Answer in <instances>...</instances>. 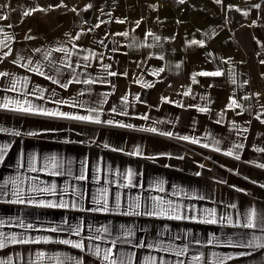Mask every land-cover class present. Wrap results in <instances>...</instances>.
<instances>
[{
    "label": "crops",
    "instance_id": "obj_1",
    "mask_svg": "<svg viewBox=\"0 0 264 264\" xmlns=\"http://www.w3.org/2000/svg\"><path fill=\"white\" fill-rule=\"evenodd\" d=\"M60 3L61 0H21L17 6H10L9 0L0 2V16L7 17L0 19V26L14 36V55L36 58L31 51L33 48L65 42L68 39L66 34L87 32L88 28L105 21L83 36L79 43L102 53L101 63L111 64L112 71L127 75L107 77L111 84L93 85L91 96H79V92L88 86L71 85L67 90L61 89L13 65L12 57L0 62V71L28 76L30 83L25 91L37 85L47 89V99L34 102L50 110L59 108L85 115L87 113L83 109L71 108L67 104L74 99L91 102L97 94L111 93L103 105L104 115L101 118L133 127L0 110V128L9 130L0 132V145L9 146L3 162H0V183L15 179L24 188L26 196L54 202L63 199L69 204L68 208H41L27 203H8V200L14 199L10 195L0 197V220L4 221L0 232L49 237L56 241L79 238L64 231L53 233L47 229L80 225L82 236L87 237L98 228L108 227L110 235L101 234L106 241L102 246L109 247L107 241L117 236L124 239L123 232L131 229L134 236L127 239L132 244L163 240L165 245L172 244L174 247L187 245L188 254L180 258L185 264H189L190 257L195 255L203 254L200 264H210L215 259L213 253L236 256L245 251H252V255L238 257L227 264H264V250L227 246V237L232 236L235 241L234 234L241 229L190 220L120 214L129 210L128 205L135 203L137 197L140 211H145L144 204L151 196H161L198 209L217 208L220 213L231 212L233 216L236 210L226 209V204L235 203L241 212L249 206L264 211V187H260L264 185V168L258 167L264 163V153L255 150L264 148V124L255 119L256 115L264 112L261 108L264 104V64L260 62L264 60V0H63L67 7H49ZM89 4L92 8L85 10ZM37 6L47 11H36L27 17L23 15ZM72 8H76L77 12L71 11ZM118 20L125 22L121 24ZM137 21L140 22L138 28ZM124 31L129 32L127 38L115 35ZM148 31L161 37L159 46L128 47L133 41L139 45L156 44L152 37L146 36ZM26 35L35 39L25 40ZM100 40H104L105 44L93 43ZM192 40H202L204 45H192ZM161 55L163 60L158 58ZM92 63L95 69L93 76L106 75L101 63ZM159 68L165 71L159 76L151 74ZM216 70L223 71L225 75L196 76L198 83H192L194 74ZM233 74L237 82L235 85L231 83ZM137 81L153 86L144 87ZM245 81L248 83L245 84ZM8 83V78H0V101L5 97L17 98L16 93L3 91ZM189 88L191 94L183 95ZM53 89L55 97L51 95ZM253 93H260L259 99L252 96ZM233 94L237 98L252 96L248 101H240L249 111L238 116L234 111L226 110L229 97ZM124 96L128 97L126 107L122 104ZM55 99H63L67 104L56 105L51 102ZM112 107H117L118 111L123 108L128 114H113L110 111ZM201 107H207L209 111L201 112ZM144 116L148 119H143ZM233 122L237 126L235 129ZM148 128H156L157 132H149ZM243 128H248V131L238 134V130ZM12 131H20L21 135L13 136ZM28 132L38 134L29 136L25 134ZM166 132L173 135L160 134ZM180 136H188L190 140H181ZM191 139H197L199 143L193 144ZM214 141H219V144ZM236 143L245 145L238 150L239 161L224 154L228 150L236 151L233 149ZM203 144L209 147L205 148ZM215 147H219L220 151H215ZM137 149L140 155L129 154ZM33 156L35 160L30 159ZM52 156L56 157L55 163L59 165L55 169ZM30 167H35L37 171H29ZM53 170L63 175H52ZM128 170L134 173L132 187L126 186ZM82 173L87 177L84 181L76 178ZM161 181L164 192L158 191ZM52 184L57 186L55 196L29 192L33 185L43 188ZM11 187L10 184L9 189ZM104 188L108 189L110 211H88L96 207L91 201L94 197L99 198V190ZM65 190L67 194H64ZM80 193H83L82 198ZM117 193L121 198L119 209L114 205ZM198 196H205L206 199L192 198ZM73 203L76 208L71 207ZM17 221L30 223L35 230H25ZM255 234L264 237V233ZM213 235L220 238L219 243L210 245L208 241ZM132 244H121L119 248L135 253V264H143L144 258L149 255L157 258V264L161 257L172 261L177 259L171 253L136 248ZM37 251L46 255L58 253L62 257H82L85 264H98L94 257L58 243L9 244L0 249V260H10L11 264H29L30 259L35 260ZM43 264L54 262L46 259Z\"/></svg>",
    "mask_w": 264,
    "mask_h": 264
},
{
    "label": "snow or ice",
    "instance_id": "obj_2",
    "mask_svg": "<svg viewBox=\"0 0 264 264\" xmlns=\"http://www.w3.org/2000/svg\"><path fill=\"white\" fill-rule=\"evenodd\" d=\"M183 2V0H181ZM219 2V0H217ZM49 7H67L63 3V0H61V3L59 5L55 6H49ZM154 7V6H150ZM256 7H259V5H256ZM92 5H87L86 9H91ZM36 11H47V9L40 8L37 6L36 8L30 9L28 11H25L23 15L25 17L32 15ZM71 11L77 12L76 8H72ZM247 15V13H245ZM0 19H7V17L0 16ZM118 23L123 24L124 20H118ZM87 23V21H85ZM105 23V21H100L99 23L95 24L93 27L88 28L87 32L81 31L77 32L75 34H66L68 37L67 41L65 42H56L54 46L49 47H37L33 48L31 51L32 53L36 54V58H33L32 56L24 57V56H17L14 55V48L13 43L16 41L14 40V36L9 34L5 31L4 27L0 26V62H3L7 60L9 57H12L11 63L13 65H16L19 68L25 69L27 72L32 73L36 76L42 77L47 81H50L51 84L57 85L59 88L67 90L69 86L71 85H86L87 88L82 89L79 92V96L88 95L91 96L93 92V85L96 84H111V81L107 80V77H117L118 75H127V73H117L115 71H112V65L111 64H102V53H97L92 48L85 47L79 43L81 38L87 33H91L94 31L95 28H99L101 24ZM140 26V22H136V27L138 28ZM8 27H11V25H8ZM115 35L128 37L129 32L124 31L121 33H116ZM146 36L152 37L154 41H156V44H143L139 45L136 44L135 41L130 43L128 45L129 48H135V47H146V48H152L159 46V42L161 40L160 36H156L151 31H148L146 33ZM25 40H33L35 37L32 35H26L24 37ZM93 43H99L100 45H104V40L100 41H93ZM192 45H199L203 46L204 42L202 40H192L190 42ZM113 51H117V49H112ZM86 53L84 55H81V53ZM160 60H163L164 57L161 55L158 57ZM93 61H96L97 63H101V68L103 72L106 74L105 76H93L92 72L95 70L93 67ZM229 61H225V63H228ZM261 64H264V60L260 61ZM179 67V66H177ZM165 71L164 68H159L154 70L151 74L154 76H159L161 73ZM225 73L221 70L216 71H201L199 73H196L192 77V83H198L196 80V76H202V77H221L224 76ZM81 77H84L83 79ZM0 78H8L9 83L7 87L3 88V91L5 92H13L16 93L17 98H9L5 97L2 101H0V110L19 113L22 115H36V116H43V117H49V118H56V119H67L72 121H79V122H87V123H93V124H106L109 126H118V127H133L131 124H124L120 123L118 121H114L113 119H102L101 117L104 115L103 112V105L107 103L108 95L111 93H102L97 94L96 98L94 100L89 101H79V100H73L71 104H67V102L63 99H55L51 102L56 105H65L67 104L68 107L71 108H81L83 109L87 114L81 115L75 112H65L62 110H59L57 108L56 110H50L42 105H39L34 102V100H40L45 101L47 97L45 96V92L47 89L42 88L40 86H35L28 91H25V89L28 87L30 83V78L28 76H16L10 72L7 71H0ZM137 83H142L144 87H152L151 84H143L141 81H137ZM231 83L235 85L236 79L234 74L231 78ZM245 84L248 82L245 81ZM114 87V85H112ZM211 87V85H209ZM191 94V88H189L187 91L183 93V95L188 96ZM51 95L53 97L56 96V92L53 89L51 92ZM260 93H253L252 96H255L257 99L260 97ZM252 96L243 95L239 98L233 94L229 97V103L226 106V110L234 111L236 115H242L244 111H249V108H246L244 104H242L240 101H248L252 98ZM29 97H32L30 99ZM139 99V97H137ZM203 99V97H202ZM167 102V101H166ZM122 104L124 107L128 105V97L124 96L122 97ZM261 108H264V104H261ZM111 113L113 114H123L127 115L128 113L126 111H123V108H121L118 111L117 107H112L110 109ZM199 111L201 112H208L209 109L207 107H201L199 108ZM223 115V113L221 114ZM264 112H261L260 114L255 116V119L259 121L260 123L264 124ZM143 119H148L147 116L142 117ZM217 123H220L219 120L216 121ZM250 123V121L248 122ZM237 126L233 122V128L235 129ZM149 132L156 133V128H148L146 129ZM8 129L0 128V132H7ZM248 131V128H243L238 130V134L246 133ZM11 134L13 136H20V131H12ZM26 135L33 136L37 135L36 132H28L25 133ZM161 135H167L172 136L173 134L171 132L166 133H160ZM179 139L184 141H189L190 138L188 136H180ZM246 139V137H245ZM193 144H198L199 140L197 139H191L190 141ZM216 145L219 144V141H214ZM205 148H208V144L202 145ZM8 145H0V162H3L4 156L7 153ZM105 147H108V145H105ZM245 145L243 143H236L233 145V150H228L224 154L227 156H232L236 160H240L241 156L238 154V150L243 149ZM215 151H220L219 147L214 148ZM257 152L264 153V148H256ZM113 151H119V149H113ZM130 155H140V150L137 149L133 153H129ZM182 158V157H181ZM31 160H35V157H30ZM51 161L53 162V169L59 167L55 163L56 157L52 156ZM200 167H204L203 165H200ZM258 167L264 168V163L259 164ZM29 171L35 172L37 169L35 167H30ZM52 175H63L62 172H58L53 170ZM134 173H132L131 170H128L127 172V178H128V185L127 187L134 186L132 184V177ZM196 175H200V173H196ZM77 179L84 181L87 179L85 174H81ZM97 183H99V180H97ZM255 183V182H253ZM12 185L11 189H9V185ZM163 182H159L158 191L164 192L165 189L162 186ZM139 186V185H136ZM56 185L52 184L48 187L38 188L35 185H33L30 189V193H39V194H47L55 196L57 195L56 192ZM235 187V186H232ZM260 187H264V185H260ZM236 191H244L243 189H236ZM99 198L94 197L92 199V203L96 205L94 208L87 209L88 211L93 212H103L107 213L110 211L109 208V201L107 198L108 189L104 188L99 190ZM66 190H65V193ZM11 196L14 197V199H10L7 202L11 204H31L36 207L41 208H68L69 204L61 199L59 202H54L51 200H37L32 195H27L25 193L24 188L20 187L17 184V181L15 179L6 180L3 183H0V197L4 196ZM175 195V193H174ZM81 198L83 197V193H80ZM193 199H199L201 201L205 200V196H198V197H192ZM215 203V201H213ZM115 208L119 209L121 206V198L120 194L117 193L115 196L114 201ZM72 208H76V204L73 203L71 205ZM140 203H139V197L136 198L135 203L129 204L127 211H124L120 214L125 216H141L146 215L149 217H157V218H166L169 220H190L195 223L200 224H206V225H220L221 227H231L236 229H241L240 232L235 233V241L233 240L232 236L227 237V246L230 247H240L245 249H250L253 251L257 250H264V237L257 236L255 233L260 232L264 233V211L259 209L256 206H249L241 212L239 209H237V205L235 203H229L225 205L226 209H233L236 210V215L233 216L231 212H225L220 213L217 208H202L198 209L194 206H187V205H181L179 203H174L172 200H165L161 196H151L149 197L145 204L144 208L145 211H140ZM191 213V215L189 214ZM19 226L25 230H35V226L28 223H24L23 221H17ZM4 226V221L0 220V227ZM123 229V225L121 226ZM48 231H51L53 233L64 231L67 232L71 236H76L79 239L73 240L70 238L66 239H58L56 241H52L49 237H29L26 235H19L11 234L6 235L3 232H0V249L6 248L9 244L11 245H35V244H49V243H58L61 245H67L70 246L73 249L80 250L81 253H85L88 256L94 257L95 261L98 262V264H135L134 258L136 256L135 253L127 252L119 248V245L121 244H132V241L130 239H127V237L134 236V233L131 229H127L123 232L122 239L120 236H117L116 238L111 239L110 241H107L110 246L109 247H103L102 244L105 243V237L101 233H107L110 235V230L108 227H104L102 229H96L95 233L88 235L87 237L82 236V227L80 225H69L66 229L61 228L59 226L57 227H51L50 229H47ZM161 236H163V233H160ZM219 237L213 235L211 239H209L208 244L213 243H219ZM99 241L100 243H96ZM196 243H200L199 240L196 241ZM133 247L136 248H147L150 250L155 251H162L166 253H171L177 259L175 261L172 260H165L163 257L159 258V264H185V261L183 259H180L181 257H184L188 254L189 248L187 245H184L183 247L176 246L174 247L172 244L165 245L163 240L153 241V242H144L140 241L136 244H132ZM252 255V251H245V252H239L236 254V256L232 255H220L213 253V256L215 257L214 260L210 262V264H227L228 261L236 259L238 257H246ZM53 261L54 264H85V261L82 257H73V256H61L60 254H54V255H46L43 251H37L35 253V260H29V264H43L45 260ZM203 259V254L195 255L190 257L189 264H200V262ZM0 264H11L10 260H0ZM143 264H157V258L154 256H147L144 258Z\"/></svg>",
    "mask_w": 264,
    "mask_h": 264
},
{
    "label": "rangeland",
    "instance_id": "obj_3",
    "mask_svg": "<svg viewBox=\"0 0 264 264\" xmlns=\"http://www.w3.org/2000/svg\"><path fill=\"white\" fill-rule=\"evenodd\" d=\"M19 1H21V0H9V3H11L10 6H17V3H19ZM0 2L4 3L5 0H0Z\"/></svg>",
    "mask_w": 264,
    "mask_h": 264
}]
</instances>
